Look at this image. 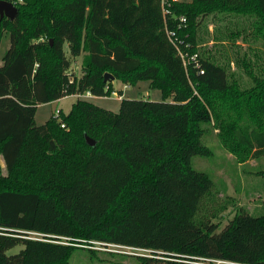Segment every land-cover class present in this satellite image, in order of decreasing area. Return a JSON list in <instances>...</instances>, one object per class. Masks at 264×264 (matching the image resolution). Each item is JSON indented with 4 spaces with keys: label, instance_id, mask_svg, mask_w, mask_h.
<instances>
[{
    "label": "trees",
    "instance_id": "16d2710c",
    "mask_svg": "<svg viewBox=\"0 0 264 264\" xmlns=\"http://www.w3.org/2000/svg\"><path fill=\"white\" fill-rule=\"evenodd\" d=\"M9 1L18 12L0 16V42L10 35L0 64V264H72L79 249L118 264H264V213L239 208L221 225L227 205L192 162L212 152L202 140L212 117L239 163L264 156V70L244 87L198 48L211 14L247 16L264 35V0H166L168 13L163 0ZM167 29L197 61L184 63ZM80 55L82 74L71 77ZM106 72L125 84L150 80L162 100L122 98L113 112L78 98L36 123L39 104L110 96ZM95 242L149 253L103 252Z\"/></svg>",
    "mask_w": 264,
    "mask_h": 264
},
{
    "label": "rangeland",
    "instance_id": "374dc122",
    "mask_svg": "<svg viewBox=\"0 0 264 264\" xmlns=\"http://www.w3.org/2000/svg\"><path fill=\"white\" fill-rule=\"evenodd\" d=\"M252 20L244 15L211 14L205 16L198 27L200 53L224 64L229 72L233 73L232 75L239 78L244 87L251 86L254 82L253 76L260 77L264 70V35L255 32ZM9 47L10 35L5 31L0 42V64ZM65 49L69 54L68 46ZM82 59L83 55L73 58L69 69L71 77L82 74ZM112 81L116 91L110 96L88 97L71 94L55 101L39 104L35 115L36 123L39 125L45 123L52 114L57 113L58 109L68 113L78 98H86L113 112L119 111L122 98L162 100L161 91L151 87L150 80H140L135 85L125 84L119 79ZM121 90H123L122 93ZM211 121L203 125L202 140L212 152L209 156L195 155L192 162L195 168L204 170L213 177L217 196L227 205L226 210L216 221H219L221 225L227 224L239 208L250 213H264V176L258 172L264 169V156L251 158L246 163H239L235 155L223 145L219 130L214 126L213 117ZM0 169L6 173L1 154ZM30 236L42 238V234L36 232H30ZM95 245L101 251L104 250L103 252L109 251L103 242H95ZM23 247L24 245L18 244L10 248L7 253H17ZM118 260L114 256L102 253H93L90 257L88 252L79 249L73 253L71 263L118 264L116 262ZM121 260L119 264H136V260L130 257L121 258Z\"/></svg>",
    "mask_w": 264,
    "mask_h": 264
},
{
    "label": "built area",
    "instance_id": "2783aa9c",
    "mask_svg": "<svg viewBox=\"0 0 264 264\" xmlns=\"http://www.w3.org/2000/svg\"><path fill=\"white\" fill-rule=\"evenodd\" d=\"M19 1H22V0H19ZM165 1L166 0H163V6H164ZM169 5H170V3H169ZM168 12H169V9L164 6V13H168ZM178 20H179L178 21V28H183L184 26H186V23H187L186 16L180 15ZM167 33L169 34V36L171 37V39L175 43V41H176V29L175 30L167 29ZM175 45H177L179 53L181 54V57L183 58L185 64L188 63L190 60L197 61V56H198L197 53L189 55V53L187 51H183V50L179 49V46L177 43H175ZM200 72H203V70H200ZM76 95L88 96V97L94 96L90 91H86L84 93H78ZM58 111H59V109L57 110L56 114H58ZM114 246H115V248H114ZM105 248H107L109 251H116V252L130 253V254H148L149 253V250H147V249L135 248V247L125 246V245H120V244H113V243L106 244ZM216 264H236V263L217 260Z\"/></svg>",
    "mask_w": 264,
    "mask_h": 264
},
{
    "label": "water",
    "instance_id": "95a60500",
    "mask_svg": "<svg viewBox=\"0 0 264 264\" xmlns=\"http://www.w3.org/2000/svg\"><path fill=\"white\" fill-rule=\"evenodd\" d=\"M18 7L12 1L9 0H0V16H7L10 19H14L17 15ZM115 76L110 72L105 73V80H114ZM86 141L88 144L94 146L96 141L90 136L86 135Z\"/></svg>",
    "mask_w": 264,
    "mask_h": 264
},
{
    "label": "crops",
    "instance_id": "0c3cea01",
    "mask_svg": "<svg viewBox=\"0 0 264 264\" xmlns=\"http://www.w3.org/2000/svg\"><path fill=\"white\" fill-rule=\"evenodd\" d=\"M121 91H123V90H121ZM119 97H121V96H119Z\"/></svg>",
    "mask_w": 264,
    "mask_h": 264
}]
</instances>
